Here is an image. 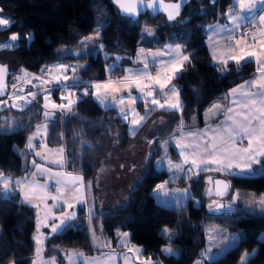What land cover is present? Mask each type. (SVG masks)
<instances>
[{"label":"trees","instance_id":"16d2710c","mask_svg":"<svg viewBox=\"0 0 264 264\" xmlns=\"http://www.w3.org/2000/svg\"><path fill=\"white\" fill-rule=\"evenodd\" d=\"M231 4L232 0H205L203 4L199 0H189L177 20L168 22L162 14L149 12L135 19L120 16L111 0H0V16L12 21L8 29L0 30V43L7 42L13 33L20 37L14 47L0 48V62L5 63L10 71L8 83L16 87V80L25 77V72L28 76L38 74L50 62L86 64V71L77 73L84 81L108 79L109 75L114 79L122 75L125 66L135 64L132 58L139 46L141 27L145 25L155 33V38L147 36L145 39L146 48L154 47L162 37L169 43L183 44L186 51L192 53L191 63H186L182 75L172 82L180 90L182 110L151 111L132 136L127 134L126 122L114 107L100 106L91 95L80 97L72 114L57 112L47 122L44 143L49 147L63 148L64 168L78 173L84 182L93 183L99 159L114 147L116 133L119 138L115 145L122 151L147 128L154 116H163L168 120L156 138L165 137L174 121L187 120L194 112L199 114L210 101L237 88L255 74L253 60L241 61L239 65L230 61L227 71L222 73L210 59L204 43L205 25L222 20V14ZM201 9L200 15H193L194 11ZM181 20L187 21V25L181 24ZM94 27L100 29L103 50L86 58L58 54L59 48L78 44ZM117 56L123 59L119 61V67L109 73L107 69ZM68 75H72L71 71ZM61 95L60 91L53 90L51 98L60 104ZM7 100V106L0 107V172L13 178L26 170L21 153L27 136L44 121L42 94L23 109L12 108ZM136 106L142 111L144 102L138 101ZM9 125L13 130L5 131ZM169 151L174 157V152ZM165 177L163 169L157 170L150 163L139 183L129 191L125 206L96 211L91 228L95 229L97 239H93L86 206L77 205L75 217L71 220L73 227L50 235L45 241V254L55 250L56 260L62 262L61 250L64 249L74 248L85 254L99 253L114 248L118 233L127 231L129 241L142 249L141 257H151L153 264L157 261L159 264H192L204 247L203 226L215 224L238 232L240 237L233 247L216 258L214 264H236L243 252L254 249L255 255L247 264H264V214L244 210L210 212L198 189L194 190L197 196L184 203L161 205L151 190ZM221 177L229 180L232 192L250 191L264 197L262 174L248 178ZM198 184L203 185L202 181ZM162 227H168L176 235L167 239L161 234ZM33 229L31 207L21 205L17 195L11 200L0 199V264H31ZM164 245L172 247L176 255L163 254Z\"/></svg>","mask_w":264,"mask_h":264},{"label":"snow or ice","instance_id":"6c2138e0","mask_svg":"<svg viewBox=\"0 0 264 264\" xmlns=\"http://www.w3.org/2000/svg\"><path fill=\"white\" fill-rule=\"evenodd\" d=\"M118 6L121 13L126 16L135 17L139 14L140 8L151 9L154 13L164 11L167 13V20L169 22L176 21L180 16L181 8L189 4V0H177L175 3H165L164 0H113ZM202 9L194 11L193 15H200ZM2 12V9H0ZM225 17V23H216L207 26V32L212 35L210 40H214L215 37L223 35L225 45H230L225 51L217 52L215 49L220 46V42L217 41L212 45L214 51L212 52V60L218 69L224 73L228 69L229 62L232 61L239 65L241 61L248 62L251 58H255L257 62V72L259 76L251 82H245L244 85L238 86L230 90L228 96L233 97L231 101L233 106H229L226 110L221 108L219 103L214 104L209 112L215 113L222 112L225 116V120L222 125H218L214 130V134L204 141L203 155L200 154V145H192L193 151L187 154V149L190 147L182 143L181 139H176L175 143L180 150V154L183 156L182 164H173L171 160H167L169 171H185L184 165L191 160V166L187 168L186 174L191 179L193 176L198 175L202 171H217L226 173L227 175L236 178H248L256 175L258 172L264 175V41L259 42V49L248 51L244 47H240L241 40L236 39V34L241 29L251 28L253 31L259 27L261 35H264V0H232V4L229 6L227 12L222 14ZM12 21L9 18L0 16V30H6L11 26ZM181 24L187 25V21H180ZM144 34L155 38V33L148 28H145ZM142 34V39L144 38ZM186 34V33H185ZM241 36H247V32H240ZM20 39L19 35L13 33L7 42L0 44V48H11L15 46V42ZM31 39V36L28 37ZM255 42V36H253ZM247 45V41H244ZM104 45L100 43V29L98 28L91 36L85 37L81 40L80 45L75 50H65L63 48L58 49V54H63L65 51L74 52V54L80 58H86L89 55H95L99 51L103 50ZM239 48V52L236 49ZM107 55V54H105ZM192 53L186 51V47L180 44H165L163 48L158 49H145L141 47L137 50V57L134 63H139L141 67L132 69H123L127 75L123 76L120 80L113 81L111 75L106 81L93 82L84 81L77 75L79 71H86V64H64L55 63L46 65L41 69V77H33V79L39 81V85H33V87H40V92L29 91L26 96H22L19 92L13 93L15 101L12 103V108H20L28 106L35 101L38 95L43 94V119L45 123L36 125V133L33 137H29L27 147L33 148V139L35 136L40 135L43 130L45 133L48 127V121H51L59 112L62 115H69L73 112V107L77 103L80 97L91 95L96 101L106 108L115 107L117 104L120 106V118L124 122H128L129 132L135 134L139 126L146 120L148 113L156 110L157 108L166 111L182 110V103L179 99L180 90L172 83L174 79L179 78L185 70V64L191 63ZM123 57L117 56L114 58L112 65L107 69L109 73L119 67V61ZM6 66H0V95L4 93V76L6 74ZM22 71H24L22 69ZM71 71L72 75L69 76L68 72ZM153 72L155 75H153ZM28 74L25 72V77ZM43 76H47L48 79H43ZM26 82L31 83L30 80ZM86 85L83 88L80 97L76 96V93L70 91V89L79 88L81 85ZM13 88L16 85L13 84ZM90 89L92 91H90ZM244 89H247L244 91ZM53 90L60 91L62 93L60 99L61 103L56 104L51 100V93ZM135 90L139 95H132ZM19 91L22 92V89ZM240 92L244 98L243 102L235 99L237 93ZM126 93V95H121ZM227 99V97H225ZM137 100L144 102L145 115L141 116L136 112L135 105ZM6 102L0 101V107H6ZM31 126V125H29ZM182 129V124L177 131ZM13 130L12 125H9L5 131ZM188 136L196 137L201 135L197 132H189ZM173 139L170 137V140ZM201 139L203 136L201 135ZM246 139L247 147H238V144ZM151 143V142H150ZM169 141H164V147L166 148ZM63 153L64 149L59 150ZM36 156H41V152H36ZM165 157L161 158V166H163ZM58 163L62 166V159ZM33 167L37 170L32 172L30 176L26 175L21 179H13L10 176H5L0 172V199L11 200L12 197L20 195L21 205H30L37 209L40 208V204H33V200H44L45 196L40 195L44 189L47 188V183L40 185L37 183L35 177L38 173L50 172L48 168H42L40 164L32 161ZM257 165L259 167H254ZM55 177H61L62 173H53ZM82 177L73 176L71 178L72 188L77 190V195L68 196L64 189L68 187V184L62 179H56L57 196H52L51 199L55 202L53 207L57 209L67 208L74 209L76 203H86L83 196L79 194L80 188L83 187L80 184ZM211 181V177L209 178ZM166 181L164 184L157 185L154 189V193L157 195L162 194L165 197L170 196V193L166 190ZM217 189V195L224 196L230 185L223 180L214 181ZM181 192V195L176 197V201L179 204L183 199L190 198V192L188 189L176 190ZM211 195V190H209ZM240 198V194L236 193L232 196L233 202ZM250 203L257 205L262 211H264V197L259 200L253 198ZM44 217V223L46 226H50L51 233H59L64 231L68 227H73L71 220L75 217L74 211H63L59 217L51 215V209L47 208ZM209 211L216 213L221 212L224 209L228 211L232 210L231 205H224L218 200H212L208 205ZM94 216V212L89 209V227L92 231L93 239H97L95 236V229L91 228V219ZM49 221L50 224L48 223ZM58 221V222H57ZM162 236L167 239H171L176 233L171 232L165 228L162 230ZM121 237V247H127L128 233H118ZM36 239L37 244V256H39L43 241L39 238ZM209 247L201 254V260L197 264H214L216 258L222 255L233 247L238 239L236 235H230L223 239H220V233L209 232ZM107 246V244L105 245ZM216 248L218 251L213 252L212 249ZM161 252L165 255H176L172 247L167 246L161 249ZM128 253H134L137 260L141 259L142 249L139 247L128 248ZM77 257H83V253H76ZM255 253H245L241 256L240 264H247L250 257ZM125 264H130V258L125 254ZM70 264H75L72 256H68ZM107 259L111 260V255L107 256ZM15 264V262H13ZM33 264H38L37 260H33ZM51 264H55L53 258ZM85 264H90L85 258ZM143 264H153L151 257L143 260ZM159 264V262H155Z\"/></svg>","mask_w":264,"mask_h":264},{"label":"crops","instance_id":"0c3cea01","mask_svg":"<svg viewBox=\"0 0 264 264\" xmlns=\"http://www.w3.org/2000/svg\"><path fill=\"white\" fill-rule=\"evenodd\" d=\"M216 23H220V24H224L225 23V17L222 20L219 21H214L211 23H208L205 25L204 27V43L206 45V48L208 50L210 59L212 60V52L214 51L212 45L215 44L217 41L220 42V46L218 48H216L215 50L217 52L220 51H225L228 47H230V45H225L223 43L224 41V36L220 35L215 37L214 40H210L209 37L212 35L210 32H207V26L208 25H213ZM257 34L255 36V42L253 41V39H250L247 36H241L240 32H243V29L240 30V32H238L236 34V39H240L241 40V45L240 47H244L246 48V50L248 51H252V50H258L259 49V42L260 41H264V35H261L260 29L259 27H257ZM244 41H247V45H245ZM169 42H167L166 40H164L162 37H159V42L158 44H154V47H147L145 49L151 48L154 50L158 49V48H163L165 44H168ZM172 44H180L183 45L179 42L177 43H172ZM142 46H138L135 54L137 55V50L139 48H141ZM237 52H239V48L236 49ZM75 55V54H74ZM250 60H253L255 62L256 65V70H255V74L249 78L248 80H246L245 82H251L254 79H256L259 76V73L257 72V62L255 60V58H251ZM213 61V60H212ZM58 62H50V63H46L44 66L46 65H51V64H55ZM131 65H135V64H131ZM44 66L42 68H44ZM124 72V71H123ZM123 74V73H122ZM153 75H155V73H153ZM42 73L40 75H29L26 78H19L16 80V82L18 83L17 86H19V88H21V83L24 81V83L22 85V92L19 91V94L22 96H26L28 94L29 91H40V87H33V85H39V81L33 79V77H41ZM46 77V79H48L47 76H43ZM122 78V75L120 77L114 78L112 79L113 81H117L120 80ZM27 80H30L31 82H33L32 86H30L31 83L26 82ZM107 79H103V80H99V81H94V82H103L106 81ZM242 83L241 85L245 84ZM26 83V84H25ZM12 84L9 85V90H8V94H7V98L10 97V100H15L14 95H10L11 93V88H12ZM84 87H80V88H74V89H80L83 90ZM238 88V87H237ZM74 89H70V91H73ZM20 90V89H19ZM247 89H244V91H246ZM90 91H92L90 89ZM80 92V91H79ZM76 92V93H79ZM133 92L136 93L135 90H133ZM230 91L223 93L222 95H219L217 98L213 99L212 101H210L203 109L202 111L198 114L196 112L192 113L187 120H182V119H178L176 121H174L172 123V129L170 134L167 136L166 139H168L167 141H169L168 145V151L172 150V152H174V157L173 159L177 162V164H182L183 163V156L180 154V150L177 148L175 140L176 139H181L182 138V143L189 145L190 147L187 149V154H190L193 151V148L191 147L192 145H196L199 144L200 145V154L203 155V150H204V141L209 139L213 134H214V130L217 128L218 125H222V122L225 120V116L223 115L222 112L220 113H215V110H213V112H209L210 109H212V106L214 104L219 103L221 105V108L226 110L229 106H233L231 104V101L234 99L231 96H228ZM81 94V93H80ZM121 95H126V93H121ZM225 97H227V99H225ZM93 98V97H92ZM94 99V98H93ZM235 99L243 102V97L241 96L240 92L237 93ZM52 100V98H51ZM95 100V99H94ZM53 101V100H52ZM140 101V100H139ZM55 102V101H54ZM98 102V101H97ZM138 102V101H137ZM99 103V102H98ZM100 104V103H99ZM101 105V104H100ZM103 106V105H101ZM114 109L118 112V114L120 115V106L117 104ZM135 109L136 112L139 113V115L143 116L145 115V106L143 107V110L140 111L137 106L135 105ZM178 111V110H175ZM149 115V113H148ZM147 115V116H148ZM166 124V123H165ZM182 124V129L180 131H177L178 128L181 126ZM127 125V134L130 136L132 135L129 132V125L128 122H126ZM151 126V124H149ZM140 127V126H139ZM154 127V124H153ZM160 127L162 130L164 129L165 125H160L157 126V128ZM138 130V129H137ZM189 132H197L200 133L203 136V139H201V135H197L196 137H192V136H188L187 133ZM34 133H36V129H33L32 132H30V134L27 136L26 141L24 143V148H23V162L26 165V170L25 172L18 176V177H13V179H21L24 178L26 175L30 176V174L32 172L37 171L33 165H32V161H35L37 164H40L42 168H48L50 169V172H44V173H38V175L35 177L36 181L38 184L43 185L45 183H47V188L44 189V191H42L40 193V195L45 196L46 199L44 200H33V204H40V208L37 209L33 206L27 205L29 207H31L33 209V214H34V229H33V240H34V250H33V258H32V262L31 264H33V260H37L38 264H51L53 258L55 259V264H70L68 256L71 255L73 260L75 261V264H85V258L87 259L88 262H90V264H125V260H126V256L125 254H127V257L130 258V264H143V260L144 258L141 257V259L137 260L135 258V254L134 253H128V248H132V247H138L134 244H132L129 241V234L126 238L127 240V247H121V237L118 235L117 237V241H116V246L112 249H106V250H102L99 253H92V254H85L82 250H78V249H64L61 250L62 254H63V260L62 262H58L56 260L55 257V250H53L52 252H50L49 254H45V250H44V246H45V241L46 239L55 233H51V228L50 226H46L44 223V217H45V213L47 211V209L45 208V205H47V208L51 209V215H54L56 217H59L63 211H74L76 214V206L80 205V203H76L75 201H70L74 204V209H67L65 208H61V209H57L55 207H53V204L55 203L51 197L52 196H57V185L55 183L56 179H62L64 180L67 184L68 187L64 189L65 193L68 196H75L77 195V190L75 188H72V182H71V178L73 176H77L78 173L72 172V171H68L64 168V157H63V153H61L59 150L61 149V147H49L44 143V134L45 132L42 130L40 135H37L34 137L32 143H33V148L29 149L27 147L28 142H29V137H33ZM152 134V133H151ZM170 137H172L173 139L170 140ZM238 147H247V142L246 139L242 142H240L238 144ZM36 152H41V156H36L35 153ZM62 159V166L60 163H58L59 161H61ZM191 166V160H189L188 164L184 165V169L185 171H182L184 174L181 175L180 177H177V179L175 178V176H178V174H172L174 180L179 181V179L182 180V182H184L183 184L181 183V186H183V190L184 189H188L189 192L191 190L190 185L193 183H198L200 181H204V186L206 184H208L210 182L209 178L211 177V180L213 177L216 176H230L227 175L226 173H221V172H217V171H202L199 172L198 175L193 176L191 179L188 178V175L186 174V170L187 168H189ZM254 167H259L257 165H254ZM62 173L63 175L61 177H55L52 174L53 173ZM256 175H260V173L258 172ZM254 175V176H256ZM79 176V174H78ZM166 178L171 177L170 175L167 174L166 172ZM80 177V176H79ZM252 177V176H251ZM202 181V182H203ZM89 182H84L83 180L80 181V184L83 185L82 188H80V192L79 194L83 196L84 200L86 201V203H83L85 206L89 205V201H88V190H86L88 187L90 188V183ZM160 182H158L156 185H158ZM89 185V186H87ZM196 185V184H195ZM110 187V190H115L116 187H114V185L112 184ZM175 186V185H174ZM192 187V185H191ZM175 188H179L177 187V185L175 186ZM132 189V188H131ZM196 189V188H195ZM194 190V188H193ZM130 191V190H129ZM107 195V193H106ZM18 196V200H21V196ZM113 194H110L109 197H105L104 195V200L109 199L110 197H112ZM103 197V196H102ZM98 199V201H100L101 199L98 197H96ZM190 198H192L191 196V192H190ZM217 199V198H216ZM214 200V199H213ZM98 201L95 200V205L98 208V211H103L106 209H118L121 208L123 206H125L127 203L125 202V200H123L122 205H119L120 203H118V205L114 206L113 204L110 203V201H104V202H100V204L98 203ZM103 201V200H102ZM173 205H177V204H173ZM39 220V226L37 227L36 222ZM51 221H49L48 223L50 224ZM58 222V221H57ZM120 233H128L127 231H122ZM34 238H39L43 241L42 243V249L41 252L39 254V256H37V244H36V239ZM166 246V245H164ZM76 253H83V257H77L75 254ZM111 255V260L109 261L107 259L108 255Z\"/></svg>","mask_w":264,"mask_h":264},{"label":"rangeland","instance_id":"374dc122","mask_svg":"<svg viewBox=\"0 0 264 264\" xmlns=\"http://www.w3.org/2000/svg\"><path fill=\"white\" fill-rule=\"evenodd\" d=\"M204 1L205 0H199V3L203 4ZM145 28H149V27H147V25L142 26L141 30H140V35L138 38V45L139 46L142 45V47H144V48H146L144 45V41L147 38V35L144 34ZM97 29H98L97 27H94V29L88 35L83 36L81 38V40L85 37L93 35ZM149 29H151V28H149ZM142 34H144L143 39H142ZM10 36H11V34L8 36V39ZM81 40L79 41L78 44H75V45H72L69 47H62V48L65 50H75L79 47ZM0 44H4V43H0ZM59 49H61V48H59ZM153 50H154V48H153ZM66 53L74 55V52H69V51H65L63 54H66ZM136 57H137V55L135 54L132 58L133 62L136 61ZM139 67H141V65L139 63H136V66L135 65H127L124 67V69H128V68L136 69ZM41 73L42 72L40 71V73H38L36 75H40ZM125 75H127V73L124 71L122 74V77ZM23 78H26V77H23ZM42 78L46 80V77H42ZM23 83H24V81L21 83V88H19V86H17L14 89V91L12 88L10 95H13V93L17 90L19 91V89H22V86H24V85H22ZM32 84H33V82H31L30 86H32ZM73 92H75V93L79 92V93H76V96L80 97V93L82 92V90L74 89ZM132 95L137 96L139 94L137 92L136 93L132 92ZM8 99H9V104H11V105L15 101V100H10L11 99L10 97H8ZM137 101H139V100H137ZM5 102H6V104L8 103L7 98H6ZM43 104H44V98H43V94H42V106H43ZM102 107H105V106L103 105ZM157 109L163 110V109H159V108H157ZM167 120H168V118H165L163 116H154L150 120V123H149V124H151V126L148 125L147 128L143 132H141L140 135L122 151H119L115 145L118 138H119V134L116 133L113 136L114 137V143H115L114 147L112 148V150L110 152H108L101 159H99L98 166L96 169L95 179H94L93 183H90V188L88 187L86 189V190H88V201H89V205L86 206L87 219H89V209H91L94 212V214L96 213V211H98L97 210L98 206L96 207V205H95V200L98 201V199L96 198L97 195L101 199L100 201H98L99 204H100V202L102 203L104 201H107V202L110 201L111 204L114 203L115 205L114 204L113 205L116 206V205H118V203H120L119 205H122L123 200H125V202L127 203L129 190H131V188L133 189L139 183L140 179L142 178V176L146 172L147 167L150 163H151V165L154 166L155 169H157V170L163 169L165 172H167L168 175L171 176L168 178H166L167 177L166 176L158 184V185L164 184L167 181L168 183L166 184V190L170 193V196L165 197L162 194L157 195L156 193H154L153 190L156 189L157 185H155L152 188L151 192H152L156 202L161 204V205H164V206H171L173 204H178L176 201V197L180 196L181 192H177L176 190H183V186H181V183L183 184L185 181L182 182L181 179H179V181L174 180L172 174H178V176H175V178L177 179V177H180L184 173L182 171H175V170L169 171L167 160H171L173 164H177V162L173 159V157H171L170 151H168L169 146H167L166 148L163 146L164 141L168 140L166 138L170 134L171 131L168 134H166L165 137H161L158 139L156 138V136L164 130V129L159 130L161 128L160 127L157 128V126H160L163 124L166 125L165 123H167ZM43 123H45V121H41L38 124H43ZM153 124H154V127H153ZM34 129H36V127ZM171 129H172V125H171ZM132 135H130V136H132ZM21 156L23 158V153H21ZM165 156H166V159L164 161L163 166H161V163H160L161 158L165 157ZM153 157H154V159L151 162V159ZM77 176H78V174H77ZM190 183H192L191 184L192 187L190 185L191 196L192 197L197 196V193L194 190L198 189L201 192L202 200L204 201L206 206H208L211 203V201L213 199H215V200H218L219 202H221L222 204L225 203V205H231L232 210L230 212H236L239 210H244V211H254V212H258L260 214H264V211H262L257 205L250 203V201H252L253 198L256 200H259L261 198L253 192L241 191V190L232 192L231 187H230L224 196H219V195H217V193H215L212 190L211 181L208 184H206L205 186H204V181L202 182L203 183L202 186H199L198 183H193L191 181H190ZM112 184L114 185V187H116L115 190H112V189L110 190V187H113V186H111ZM174 185L175 186L177 185V187H179V188H175ZM87 186H89V185H87ZM193 188H194V190H193ZM209 190H211V195H209ZM106 193H107V195H106ZM236 193L240 194V198L237 199L235 202H233L232 196L235 195ZM110 194H113V196L107 200L103 199L104 195H105V197H109ZM185 201H186V199H183L179 204L184 203ZM224 210L228 211L227 208ZM36 225H37V227L39 226V220L36 222ZM165 228L169 229L168 227H162V230ZM162 230H161V233H162ZM203 231H204V247L200 253V256L198 258H196L192 264H197V262L201 260V254L205 251V249H207L209 247L208 234L210 231L213 232L214 234L220 233V239H223V238L228 237L230 235H236L238 237V239H237V241H238L239 237H240V234L238 232H231L226 227L215 225V224H205L203 226ZM164 247H167V245L163 246L162 248H164ZM69 249H74V248H69ZM212 251L216 252V251H218V249L213 248ZM226 252H224V253H226ZM246 252L247 253H255L256 250L254 249L251 251H245L241 254V256L244 255ZM222 255H220V256H222ZM240 259H241V257L239 258V260L236 264H240Z\"/></svg>","mask_w":264,"mask_h":264},{"label":"water","instance_id":"95a60500","mask_svg":"<svg viewBox=\"0 0 264 264\" xmlns=\"http://www.w3.org/2000/svg\"><path fill=\"white\" fill-rule=\"evenodd\" d=\"M111 2H112V4L116 7V9H117V11H118V13H119L120 16H125V17H129V18L135 19V18H137L139 15H141V14H143V13H145V12H149V13L152 14V15L162 14V15L165 17L166 21H168V20H167V13H165L164 11H159V12H155V13H154L151 9H147V8H140V9H139V14L136 15L135 17L126 16V15H124V14L121 13L120 9H119L118 6L113 2V0H111ZM164 2H165V3H175V2H177V0H164ZM183 9H184V6L181 8V13H182ZM181 13H180V14H181ZM168 22H169V21H168ZM0 66H6V70H7V71H6V74H5V76H4V84L6 85V87L4 88V93H3L2 95H0V100H3V99H6V98H7V94H8V90H9L8 77L10 76V71H9V69H8V67H7V65H6L5 63L0 62ZM216 180H223V181L229 183V185H230L229 180L226 179V178H224V177H221V176L213 177L212 180H211V188H212V190H213L215 193H217L216 185H215V183H214V181H216ZM229 188H230V187H229ZM228 190H229V189H228Z\"/></svg>","mask_w":264,"mask_h":264},{"label":"built area","instance_id":"2783aa9c","mask_svg":"<svg viewBox=\"0 0 264 264\" xmlns=\"http://www.w3.org/2000/svg\"><path fill=\"white\" fill-rule=\"evenodd\" d=\"M243 32H247L248 33L247 37H249L250 39H253V36H256L257 34V30L253 31L251 28H244Z\"/></svg>","mask_w":264,"mask_h":264},{"label":"flooded vegetation","instance_id":"af4514ba","mask_svg":"<svg viewBox=\"0 0 264 264\" xmlns=\"http://www.w3.org/2000/svg\"><path fill=\"white\" fill-rule=\"evenodd\" d=\"M221 203V202H220Z\"/></svg>","mask_w":264,"mask_h":264}]
</instances>
